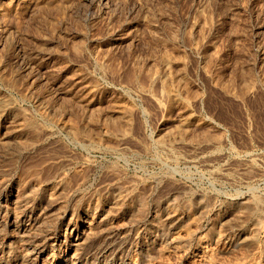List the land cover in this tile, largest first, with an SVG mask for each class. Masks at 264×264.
I'll return each instance as SVG.
<instances>
[{"label": "rangeland", "instance_id": "1", "mask_svg": "<svg viewBox=\"0 0 264 264\" xmlns=\"http://www.w3.org/2000/svg\"><path fill=\"white\" fill-rule=\"evenodd\" d=\"M263 223L264 0H0V264H264Z\"/></svg>", "mask_w": 264, "mask_h": 264}, {"label": "bare ground", "instance_id": "2", "mask_svg": "<svg viewBox=\"0 0 264 264\" xmlns=\"http://www.w3.org/2000/svg\"><path fill=\"white\" fill-rule=\"evenodd\" d=\"M66 182V181H65ZM141 197V196H140ZM255 197H257V196H255ZM255 197H253V198H255ZM263 201V200H262ZM252 202V204L251 205H254V207H255V209L256 210H258L257 209V207L260 205H262L261 204V201L258 199V198H255L253 201H251ZM132 205V204H131ZM135 205V204H134ZM250 205V206H251ZM115 207V206H114ZM254 207H252V208H254ZM245 209V208H244ZM115 214V213H114ZM178 218H180V217H178ZM172 219V218H171ZM174 219V218H173ZM168 221V220H167ZM171 221V220H170ZM20 222H21V220H20ZM23 222H25V221H23ZM113 222V221H112ZM172 222H174V221H172ZM171 222V223H172ZM176 222H177V220H176ZM16 223H18L19 224V221L18 222H16ZM156 223V222H155ZM163 223V222H162ZM170 223V222H169ZM175 223V222H174ZM173 224V223H172ZM264 224V223H263ZM24 226V225H23ZM112 226V225H111ZM259 226V225H258ZM260 226H261V224H260ZM259 226V227H260ZM162 227V226H161ZM169 227V226H168ZM18 229H19V231H21L22 229V227H17ZM24 228V227H23ZM106 228V227H105ZM25 230V229H24ZM166 230V229H165ZM260 230V229H259ZM261 230H264V228L263 229H261ZM121 231V230H120ZM131 232V231H130ZM164 232V231H163ZM121 233V232H120ZM189 233V232H188ZM187 234V233H186ZM123 235H125L124 234V232H123ZM178 236H174V237H172L171 236V238H170V240H169V242L171 243V244H180V240H182V241H187V240H184V237L183 236H181V233H178L177 234ZM148 236V235H147ZM185 236V235H184ZM187 236V235H186ZM190 236H191V233H190ZM188 237H189V235H188ZM46 238V237H45ZM48 238V237H47ZM121 238H122V236H121ZM186 238V237H185ZM186 239H188V238H186ZM198 240V239H197ZM191 241V240H190ZM205 242V241H204ZM182 243V242H181ZM235 243L236 244H239V240L237 239L236 241H235ZM241 243V242H240ZM242 244V243H241ZM199 246V248H200V250L202 249V247H201V245L199 244L198 245ZM206 246V245H205ZM156 250V252H157V249H155ZM205 250V249H204ZM156 252L155 251H150V250H145V249H143L142 250V255H141V257L140 258H134L133 257V259H131V260H129V261H127V262H122V264H154L153 263V261L155 260V256H157V254H156ZM204 253H206V251L204 252ZM200 254V253H199ZM163 255V254H162ZM205 255V254H204ZM206 255H208V252H207V254ZM205 255V256H206ZM37 256V255H36ZM211 256V255H210ZM137 257V256H136ZM164 257V256H163ZM203 257V256H202ZM209 257V256H208ZM213 257V256H212ZM205 258H207V257H205ZM204 259V258H203ZM207 261H209V259L207 260ZM207 261H206V263H207ZM211 262V261H210ZM207 263V264H211V263ZM44 263V262H43ZM204 263V262H203ZM245 263V262H244ZM25 264V263H24ZM189 264H199V262H197V261H192V262H189Z\"/></svg>", "mask_w": 264, "mask_h": 264}]
</instances>
